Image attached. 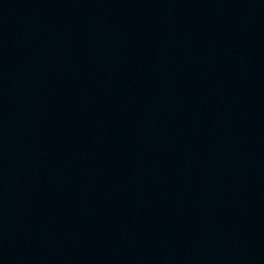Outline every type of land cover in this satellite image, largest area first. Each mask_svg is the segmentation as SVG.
Masks as SVG:
<instances>
[{
  "label": "water",
  "instance_id": "1",
  "mask_svg": "<svg viewBox=\"0 0 264 264\" xmlns=\"http://www.w3.org/2000/svg\"><path fill=\"white\" fill-rule=\"evenodd\" d=\"M0 264H264V0H0Z\"/></svg>",
  "mask_w": 264,
  "mask_h": 264
}]
</instances>
